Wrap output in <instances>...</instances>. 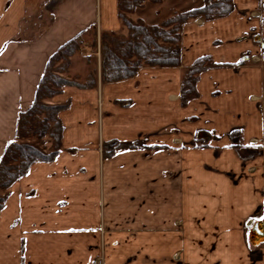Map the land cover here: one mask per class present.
<instances>
[{
  "label": "crops",
  "instance_id": "1",
  "mask_svg": "<svg viewBox=\"0 0 264 264\" xmlns=\"http://www.w3.org/2000/svg\"><path fill=\"white\" fill-rule=\"evenodd\" d=\"M93 24L127 32L118 0H0V157L51 56ZM181 45L177 66L115 82L99 69L96 87L51 100L71 101L63 149L11 187L0 264H264V0L191 19ZM205 56L183 105V73ZM117 142L134 146L106 155Z\"/></svg>",
  "mask_w": 264,
  "mask_h": 264
},
{
  "label": "trees",
  "instance_id": "2",
  "mask_svg": "<svg viewBox=\"0 0 264 264\" xmlns=\"http://www.w3.org/2000/svg\"><path fill=\"white\" fill-rule=\"evenodd\" d=\"M160 4L163 0H118V14L127 33L101 31L97 25L82 30L62 45L49 59L36 91L33 104L21 111L17 120L15 138L5 147L0 157V211L10 195V189L25 176L36 162L54 161L63 149L65 125L60 113L71 106V101L54 103L49 100L66 86L93 88L98 84V70L91 69L82 80L69 76L73 58L82 52L88 37L94 36L92 48L100 49L101 80L115 82L135 76L144 66H177L181 62L182 29L191 19L202 17L214 20L229 15L234 0H203L198 7L173 12L159 23H148L144 18H132L146 3ZM59 65L56 66V63ZM210 56L198 58L182 76L181 102L183 105L198 96L200 73L213 67ZM48 142L51 146L48 147ZM117 148L133 144L115 143Z\"/></svg>",
  "mask_w": 264,
  "mask_h": 264
},
{
  "label": "rangeland",
  "instance_id": "3",
  "mask_svg": "<svg viewBox=\"0 0 264 264\" xmlns=\"http://www.w3.org/2000/svg\"><path fill=\"white\" fill-rule=\"evenodd\" d=\"M202 4L203 0H163L160 4L148 2L143 9L136 10V12L131 16L133 19H137L136 16L142 17L148 23H159L168 18V16L173 14L175 11L198 7ZM99 33L100 31L98 30V34ZM92 41H94L93 35L87 38L83 45L82 52L73 58L67 75L77 76L84 80L85 78L82 76L89 73L91 69H97L99 76V69L101 73V53L99 46L96 50L92 48ZM57 65H59V62L56 63V66ZM50 146L51 142H48V147Z\"/></svg>",
  "mask_w": 264,
  "mask_h": 264
},
{
  "label": "water",
  "instance_id": "4",
  "mask_svg": "<svg viewBox=\"0 0 264 264\" xmlns=\"http://www.w3.org/2000/svg\"><path fill=\"white\" fill-rule=\"evenodd\" d=\"M252 240L255 243H258L260 241H264V223H258L254 230L252 231Z\"/></svg>",
  "mask_w": 264,
  "mask_h": 264
},
{
  "label": "built area",
  "instance_id": "5",
  "mask_svg": "<svg viewBox=\"0 0 264 264\" xmlns=\"http://www.w3.org/2000/svg\"><path fill=\"white\" fill-rule=\"evenodd\" d=\"M94 264H101V261L99 259L94 261Z\"/></svg>",
  "mask_w": 264,
  "mask_h": 264
},
{
  "label": "snow or ice",
  "instance_id": "6",
  "mask_svg": "<svg viewBox=\"0 0 264 264\" xmlns=\"http://www.w3.org/2000/svg\"><path fill=\"white\" fill-rule=\"evenodd\" d=\"M259 219L264 220V216L259 217Z\"/></svg>",
  "mask_w": 264,
  "mask_h": 264
}]
</instances>
